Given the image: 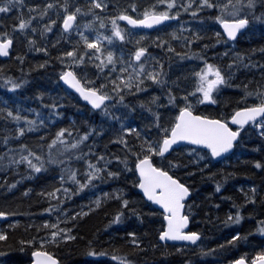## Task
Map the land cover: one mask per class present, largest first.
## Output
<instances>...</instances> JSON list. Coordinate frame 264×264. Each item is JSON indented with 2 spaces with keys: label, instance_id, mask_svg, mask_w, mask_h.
<instances>
[{
  "label": "trees",
  "instance_id": "trees-1",
  "mask_svg": "<svg viewBox=\"0 0 264 264\" xmlns=\"http://www.w3.org/2000/svg\"><path fill=\"white\" fill-rule=\"evenodd\" d=\"M59 2L63 3L64 0H59ZM73 2L85 6L88 5V0H73ZM105 2L108 4L107 10L95 9V12L102 17L113 15V9L116 8L117 4L123 7L131 3L132 0H105ZM150 2L151 0H136V3L141 5ZM47 3H49V0H24L22 5L13 6L7 12H0V32L11 30V26L18 23V19L16 18L21 13H23L25 18L31 15V13L28 12V6L30 4L43 5ZM141 10L142 9H134L130 14H135ZM57 11L58 9L53 7L49 9V13L46 17H36L33 15L32 27H36L37 31L32 33L31 27L25 31L36 40V44L33 45L34 48L28 45L24 34L17 29L16 38L12 45L9 58L6 60L0 59V74L14 76L17 82L20 79L27 81L26 84L19 89H10L5 86L3 81H0V108L4 107L3 104L5 101H9V103L14 106L18 99L24 98V101H26L24 106L28 105L26 107H29L33 105L31 107H35L38 110L37 114L41 115L43 109H51L50 105L55 102L58 107L54 110L51 109L54 112L51 118H54V120L43 123L41 127L37 125V127L29 130L23 135V137L12 135L9 137L8 144L1 141V137L6 133L0 131V153H5L6 148H11L14 152L19 154L17 145L27 144L30 148H34L38 144V146L43 145V148H45L44 155L47 156L49 151L48 142L60 127H67L66 129L70 130L65 134L69 137V141L67 142H70L72 138H79L77 132L83 133L88 131L90 126H95L94 132L96 134L92 135L90 133L89 139L86 140L79 149L81 152L87 153L88 146L92 145L93 151L90 156L78 158L72 149H67L65 151L71 157L70 159L65 160L64 155H60L59 158L63 161L62 164L51 165L50 171L42 169L41 173H35L37 176L32 177L33 179L24 182H20L17 178L29 175L28 173L32 171L31 169H27L25 162L22 161L18 165H8L7 167L0 165V210H7L11 213L8 219L0 224V231L7 232V237L4 240H0V264H30L31 252L34 250L33 246L22 244V241L32 239L33 237L42 238L45 233L42 222L49 219L51 223H56L57 218H59L60 221L58 227L72 228V235L76 237L73 240L66 242L61 241L60 243L47 246L46 250L52 252L53 255L56 256L59 264H122V261L115 259V256L122 252L131 253L129 259L135 261L136 264H183L184 261H189V264H230L231 261H234L242 254H247L246 259H250L251 255L261 247H264V233L254 231V229L258 227L257 221H259L261 217H264V199H262V197H264V170L257 168L255 164L252 163L254 160H261L262 163H264V150H259L258 148V146L264 145V138L259 136L258 130L255 132L251 130L245 132L244 137L240 139V143L235 145L233 153L222 161H214L212 159L209 161L207 158L209 156L208 152L194 148L201 156L205 157L201 163L200 160L187 152V147L189 146L176 148L171 156H167V160L174 158L181 160L182 168L180 171H175V174L178 178H181L182 182H185L192 189L190 198L186 201L184 208L185 214L189 217V231H198L201 235L195 245L161 243L158 234L165 225L164 214L152 203L145 200L143 195L138 191V187L134 183L137 173H135L134 176L130 171L134 167V156L130 157L133 163L129 164V169L124 168L123 161H116L112 159V156H123L124 151H126H122L124 149L123 144L115 138L117 134L122 131V127H133L137 131H142L144 134L148 135L149 139L157 136L155 135L157 134L155 124H153L152 128L147 127V125L152 122V113L148 111L146 106L141 105L140 101L148 100L149 97L155 93L160 97L159 104L166 105L167 97L162 95L164 90L160 88V86H153L150 89H144L143 93L140 94L134 91L128 92L125 89H121L120 93L125 97L124 102L121 103L119 95L109 91L111 87V82L109 81L110 83L106 91H109L110 99L113 97L109 103L115 105L121 111H126L127 108L130 112V116L114 115L112 119H109L103 115L104 108L93 112L87 106L84 107V104L81 103L75 95L71 93L68 94L64 91L58 79L61 69L64 67L67 68L69 64L61 63V60L57 59V57L62 52L68 51L71 47L75 46V42L80 39L77 36L78 30L72 29L68 32L62 31L60 21L57 20V23L52 25L50 31L44 32L45 35L43 34L42 37L40 35L39 30L44 24L48 23V19L57 18ZM218 11V9L217 11L204 9L200 14L194 16L191 10H189L187 13H182L178 21L148 33L131 29V36L133 35V40L144 37L146 41L154 40L159 36L161 40L165 41L163 46L158 43L149 42V52L151 51L150 53L153 56H157V59L164 60L165 69L169 72L166 79L171 81L180 77V87L191 92L192 88L195 87L192 74L198 69L201 62L196 56L188 55L180 59L175 53L170 54L166 51L167 41L169 39L168 34L176 29L174 28L175 26L180 23L188 22L191 25L188 26V28H184L187 32H183L182 36L190 39L193 32H199L201 37L198 41L193 40L190 46L192 51L199 49L204 44H212L215 40L212 33L221 30L220 27H217L218 22L211 20L210 17L215 16ZM79 15H81L82 19L79 31H83L86 36L91 38L93 33H97V31H101L103 28L106 29V33H109V31L111 32L110 21L106 22L104 26L101 27L98 20H93L91 13L82 12ZM201 15L208 19L201 20ZM88 20H92L94 26L89 28V32L86 33L87 29L83 27V21ZM256 23L257 25L260 24L259 21ZM171 27L172 29L170 30ZM172 40L176 53L189 51V48L184 46L183 38L176 40V38L173 37ZM82 44L81 42L80 45L82 47L80 45L78 46V51L84 50L85 46ZM260 44H264V35H262V29L258 26L254 33H248L245 37L241 38L237 47H233L231 44L215 45L205 50V53L209 56V59L213 60V63L227 67V61L232 58V52L247 50L253 46L259 48ZM134 47L135 45L130 40L121 41L120 39H116L112 43L111 50L119 55L122 49L124 52V59L126 58L125 60H127L128 53L133 51ZM37 48H47V52L36 51L35 49ZM226 49H230L231 51L228 53ZM211 53H216V56L213 57ZM91 54L92 50L87 49V55L91 56ZM19 57L25 59H20ZM46 57L49 59L47 60ZM263 57L264 56H261L259 52H256L252 54L251 58L254 61H260L264 60ZM8 59H10V61H8ZM20 61L23 62V65H21ZM46 61L47 63H45ZM39 63H44V67H38L37 65ZM47 67H49L50 70ZM119 67V64H117L116 68L106 67L103 73L98 75L95 65L86 59L84 65H76L74 70L78 69V74L86 72L88 78L84 77V79L86 81L91 80L92 82L87 86H96L97 83H104L102 76H108L109 73H114L112 78H117L116 74ZM44 68L46 69L44 70ZM259 78L260 73L258 69L240 68L230 82L222 86L221 94L216 97L217 103L206 101L203 104L197 105L195 110L198 114L203 113L216 115L218 117L221 116V114L228 115L233 108L245 106L243 102L238 103V98L244 95V89L235 86L250 82V86L255 87L256 81L259 80ZM94 81H96V84ZM34 85H36V88ZM8 90L12 92L8 93ZM34 90L35 92H33ZM50 90L53 93H51ZM49 92L54 96H58V99L51 102L48 95ZM4 93L6 95H4ZM38 93H44V98L39 96ZM114 99L116 100L114 101ZM128 102H130L131 108L128 107ZM249 102H256V98H251ZM65 106L67 109L66 111L69 112H63ZM62 107H64L63 110ZM57 109L60 113L58 116L55 114ZM77 112L80 114L78 115ZM75 113L77 114L75 115ZM84 113L88 115L86 114L85 116ZM175 114V111L164 112V122L174 117ZM80 117L82 119L81 121L79 120ZM2 118L3 117L0 116V129H3V126L11 129L12 127H8L4 124V119L2 120ZM87 119L89 120L87 121ZM77 120L79 121L77 122ZM121 121H123V125ZM257 123H260V121L257 120ZM54 127L57 128L54 130ZM12 130H14V128ZM47 132L48 134H46ZM125 135L128 138L129 144L135 146L136 139L134 133H127ZM56 150L57 146L53 145L52 151L55 153ZM181 152L185 154L180 156L179 153ZM100 153H104L105 160L108 162V168L114 172H120V176L105 178L103 180L98 179L95 181V188L89 187L72 195L71 199L65 198L64 203L58 208L53 209L52 212L42 211V209L48 207L49 203H57L64 193L63 191H59L57 194H54L53 197L49 198L41 194V189L46 192L50 191L52 188L59 189L60 183L58 176L60 175L61 169L65 166H71L76 169L80 175H83L85 161L89 158L95 160ZM153 162L156 163L157 166H161L160 157H155ZM97 163L101 166L103 165V161H97ZM204 165H207V168H205ZM200 169H203V171ZM210 173L213 175H209ZM226 174H230L227 176V179H225ZM29 176L31 177L32 175ZM14 180H19L18 184L16 183L12 188H7L6 185L11 184ZM218 182L221 184L219 189L216 188ZM253 185H255L257 189L255 193V202L249 200V203L243 204L245 193L252 195L251 189ZM64 186L75 191L74 184L70 180L65 179ZM25 189H29V192L25 193ZM117 189L122 190L124 197L129 199V204L126 207L121 206L120 197H118L116 193ZM105 193L107 195H104ZM97 198L100 200L99 206H93ZM238 205H242V207L238 208ZM89 207H91V211H88ZM64 208L69 210L67 214L64 213ZM133 209L139 212L140 215L137 216L136 212L132 211ZM73 211H84L86 215L68 220L67 215H70ZM117 211L122 212L120 221H115V213ZM236 211L241 212L243 219L234 224L226 223L225 217L230 213L234 214ZM249 213L252 215H249ZM14 219L18 222L15 224L10 223V221ZM38 227L40 231H37ZM48 230L51 231V229ZM235 231H240L242 234L247 233L248 238L246 240H240L238 243H233L232 245L225 244V241L230 240L231 235H234ZM133 232L136 233V237L141 241L139 246L132 244L133 237L130 236L129 233ZM89 241L93 242V246L97 252L101 253L100 255L92 256L87 254L86 250L89 247ZM34 243L38 246V239L34 240ZM153 245H155V247H153ZM220 245H223V247H218ZM112 249H116V251L114 252ZM177 249H179V251H177ZM202 250H204L205 254H201ZM207 250L211 251L209 252ZM162 253L164 254L162 255Z\"/></svg>",
  "mask_w": 264,
  "mask_h": 264
},
{
  "label": "snow or ice",
  "instance_id": "snow-or-ice-1",
  "mask_svg": "<svg viewBox=\"0 0 264 264\" xmlns=\"http://www.w3.org/2000/svg\"><path fill=\"white\" fill-rule=\"evenodd\" d=\"M24 3V0H0V12H7L13 6H19ZM56 7L57 18L48 19V23L44 24L40 29V35L44 32L50 31L52 25L60 21L62 31L71 30L73 28H80V16L82 12L91 13L93 20H98L100 26L103 27L108 21L111 23L112 35L105 36L103 32L97 31L95 38L86 36L83 31L79 32V40L75 42V46L71 47L68 51L62 52L57 59L61 60V63H68L67 68H62L58 79L65 81L71 85L72 88L79 92L80 96L84 100L90 102L93 108L105 109V113L111 115L107 109L106 101L109 100V91L119 95L120 102H124V95L120 94L121 89H125L128 92L143 93L144 89H150L153 86H160L164 91L163 96L167 97V104L160 105V97L153 93L148 100L140 101V104L146 106L148 111L152 113V122L147 127L152 128L155 124V130L157 136L149 139L148 135L142 131H137L133 127H122V131L115 137L124 146V154L113 155L112 159L116 161H123L124 168L129 169V164L133 163L130 158L134 156V167L130 170L135 176L134 183L139 189L143 190V195L150 201H154L163 207L164 220L166 224L162 230L159 231V240H173V241H191L198 242L200 232L198 231H186L185 225L189 222L188 215L184 214V202L185 198L189 196L192 191L191 187L185 182H182L181 178L175 174V171H180L182 168L180 159L167 160V156H171L172 152L176 148H183L179 142L190 141L194 145L206 146L207 150H210V156L207 158L211 161L212 157H221L222 153H227L230 149L234 148V144L240 143V139L244 137L245 132L257 131L259 136L264 138V60L254 61L251 57L253 53L259 52L261 56H264V44H260L259 48L253 46L247 50H241L232 52V58L228 59L227 67L221 64L213 63L212 59L205 53V50L212 48L215 45H229L233 47L238 46V42L241 38L245 37L248 33H254L259 26L262 29V35H264V0H151L150 3L141 5L136 3V0H132L131 3L121 7L119 4L113 9L114 14L109 17L99 16L95 9L107 10L108 4L105 0H88V5H81L80 3H74L72 0H64L60 3L59 0H49V3L43 5L30 4L28 10L31 15L24 17L21 13L16 19L18 23L11 26V30H5L0 32V54L7 55L11 46L14 44L16 38V30L19 29L24 34L29 46L35 45L36 40L32 35H28L25 31L31 27V32L37 31L36 27H32V17H46L49 13V9ZM134 9H142L135 14H130ZM208 9L211 11H217L215 16L210 17L211 20L217 21V27L222 26V31H214L212 35L215 40L212 44H204L199 49L192 51L190 46L193 40L201 39L199 32H193L191 38L183 37L184 31L183 25L180 28L171 31L169 39L167 41V49L170 54L175 55L183 59L188 55L198 57L201 62L198 69L192 74L195 81V87L191 92L180 87V77L175 80H168L169 72L165 69L164 60L157 59L148 51V43H158L161 46L165 41L161 40L157 36L154 40L146 41L144 37H139L135 40L132 39L131 29L122 28L118 21H127L128 25H163L165 21H172L173 18L180 17L182 13H187L191 10L195 16L200 14L202 10ZM201 20L208 19L200 16ZM257 21L260 22L257 25ZM93 21H83L84 28H92ZM113 37H118L121 41H131L135 47L134 50L128 53V59H124V52L121 49L119 55L111 50L110 47H105L102 41L113 40ZM180 40L183 38L184 46L189 48L188 52L176 53L173 45L172 38ZM83 43L84 50L78 51V46ZM87 49L92 50L91 56L87 55ZM36 51L47 52V48L35 49ZM231 51L226 49V52ZM213 57L216 53H211ZM23 59V57H19ZM70 58V59H69ZM94 64L97 69V74L103 73L106 67L116 68L117 64L120 65L117 71V78H112L113 73H109L108 76H102L104 83H97L96 86H85L91 84V81H86L84 77L86 72L79 73V70H74L76 65H84L85 60ZM170 60V57H169ZM47 63V61L45 62ZM38 67H44V63L38 64ZM240 68H255L259 70L260 78L256 81L255 87L250 86V82L243 83L236 87H242L244 89V95L238 98V103L243 102L245 106H237L232 109L228 115L216 116L203 113H197L196 106L203 104L204 102L217 103L216 97L221 94L222 86L228 84L232 77L236 74ZM0 81L5 83V86L10 89H19L26 80L20 79L18 82L16 78L11 75L0 74ZM109 81L111 82V88L106 91ZM43 97L44 93H38ZM255 97L256 102H249L251 98ZM7 105V101L4 102ZM155 106V107H154ZM58 105L53 102L50 105L51 109H56ZM131 108V105H128ZM159 109V110H156ZM28 111H38L35 109H28ZM175 111L174 117H171L164 122V112ZM57 116L60 113H55ZM0 116L6 121H16L17 126L14 130L0 129L7 133L3 140L6 144L9 143V136L15 135L17 137H23L29 130L43 125V121H38L37 118H30L26 115H21L20 106L17 105L15 110L12 107L0 108ZM259 118L260 123H257ZM24 121V126H19L20 121ZM229 121L233 122V126L229 125ZM249 122H252L251 125ZM123 125V121H121ZM95 126H90L88 131L83 133H77V138H72L69 141V137L65 135L70 131L66 128H59L55 135L48 142V154L43 155L42 152L33 151L27 144L17 145L19 154L14 152L11 148H6L5 153H0V165L7 167L8 165H18L20 162H25L28 169L32 171L29 175L41 172L42 169H48L50 165L62 164L63 161L59 158L60 155H64V159L68 160L71 157L65 150L72 149L78 158L84 156H90L93 151V146H88V152L83 153L79 149L83 146V143L89 139L90 133L95 135ZM134 133L136 139V145L129 144L128 138L125 134ZM59 142V143H58ZM56 145L57 150L54 153L52 146ZM43 145H39L38 148H42ZM259 150H264V145L258 146ZM187 152L191 153L193 157H196L202 163L205 157L201 156L194 148L187 147ZM185 153H179L183 156ZM160 157L161 166H157L154 163V158ZM97 161H103V165L97 163ZM166 161V164H165ZM252 163L257 168L264 170V163L261 160H254ZM207 168V165H204ZM203 171V169H200ZM120 172H114L108 168V162L105 160L104 153H100L95 160L91 158L85 161V167L83 175L77 172L76 169L71 166H65L61 169L58 180L60 188H52L50 191H44L41 189V194L46 197H53L59 191H63L64 195L60 197L57 203H49L47 208L42 209L44 212H52L53 209L58 208L64 203L65 198L71 199L72 195H75L82 190L94 187L96 180H103L105 178H114L120 176ZM213 175V174H209ZM230 174L225 175V179ZM79 176V178H78ZM6 179V178H5ZM17 179H20L18 177ZM65 179L73 182L75 191L71 188L64 186ZM14 180L11 184H7V188H12L16 184ZM221 184L218 182L216 188L219 189ZM25 193L29 192V189L24 190ZM256 186L253 185L251 189L252 195L245 193V199L243 204L249 203V200L255 202L256 200ZM117 196L120 197L121 206L126 207L129 204V199L124 197L123 191L116 190ZM104 195H107L106 193ZM264 199V197H262ZM100 200L96 199L93 206H99ZM242 207V205L237 206ZM64 213H68V209L64 208ZM88 211H91L89 207ZM136 212V210H132ZM190 211V208H189ZM11 215L7 210H0V217H6ZM86 215V212L80 211L71 212L67 215L68 220L78 218L79 216ZM139 216L140 213L136 212ZM249 215H252L249 213ZM122 212L117 211L115 213V221H120ZM243 216L240 211H236L234 214L230 213L225 217V222L229 224L238 223ZM14 224L17 222H13ZM60 221L57 218L56 223H51L49 220H44L42 225L45 227V233L42 238L33 237L32 239L22 241V244L32 245L33 251L31 252L32 264H59L56 256L52 252L47 251V246L50 244H57L61 241L73 240L76 237L72 235V228L64 227L59 228ZM258 227L254 231L264 233V217H261L257 221ZM48 229H51L49 231ZM40 231V228H37ZM133 237L132 244L139 246L141 241L136 237V233H129ZM7 237L6 231H0V240H4ZM248 234H242L240 231H235L234 235H231L230 240H226L225 244L232 245L238 243L240 240H246ZM38 239V246L34 243V240ZM155 247V245H153ZM218 247H223L220 245ZM116 251V249H112ZM179 251V249H177ZM211 251V250H207ZM88 255L96 256L101 253L97 252L93 246V242L89 241V247L86 250ZM164 253H162L163 255ZM201 254H205L202 250ZM131 253L122 252L115 256L116 260L122 261V264H136L135 261L129 259ZM247 254L240 255L230 264H264V247H261L250 259H246ZM183 264H189V261H184Z\"/></svg>",
  "mask_w": 264,
  "mask_h": 264
},
{
  "label": "rangeland",
  "instance_id": "rangeland-1",
  "mask_svg": "<svg viewBox=\"0 0 264 264\" xmlns=\"http://www.w3.org/2000/svg\"><path fill=\"white\" fill-rule=\"evenodd\" d=\"M72 2H73V0H72ZM80 16V20H79V23H80V25H81V22H82V19H81V15H79ZM119 23H120V26L122 27V28H129V27H127L126 25H124L123 23H121V20L120 21H118ZM181 25H183V29L184 28H188V26H190L191 24H189L188 22H184V23H180L179 25H177V26H175L174 28H176V29H178V28H180V26ZM73 29H77V28H73ZM87 30H86V33H88L89 32V28H86ZM110 29V28H109ZM130 29V28H129ZM78 30V34H77V36L79 37V29H77ZM66 32V31H65ZM101 32H103L104 33V35L105 36H107V35H112V31L110 32L109 31V33H106V29L105 28H103V30H101ZM184 33H186L187 31H183ZM96 34L97 33H93L92 34V36H91V38H95V36H96ZM119 40V38L118 37H113V40L111 41V42H109V41H102L103 42V44L105 45V47L107 48V47H110V48H112V43L114 42V40ZM105 42V43H104ZM86 77V76H85ZM88 84H86L85 86H87ZM9 92H11L10 90H8V93ZM17 92V91H16ZM50 92H51V90H50ZM48 93V95H49V99H50V101L51 102H53V101H55V100H57L58 98V96H54V95H52L51 93ZM26 101H24V98H22V99H18V101L16 102V105H14V106H12L10 103H9V101H7V107H12L14 110H15V107L19 104V106H20V109H21V112L24 114V115H26L27 116V114H28V116L30 117V118H37V120L38 121H43V123H45V122H51V121H53L54 120V118H51L52 117V115H54V112H53V110H51V109H43V112H42V114L41 115H38L37 114V111H28V109H35V110H37L35 107H31V106H29V107H25L24 106V103H25ZM23 103V104H22ZM5 104H3V106H4ZM6 106H4V107H6ZM107 109H108V111L111 113V115H108V114H106L105 113V110H104V112H103V115L105 116V117H107V118H109V119H112V117L114 116V115H117V116H119V115H123V116H126V117H129L130 116V112L126 109V111H121V110H119L115 105H113V104H107ZM171 112H174V111H171ZM21 113V115H23ZM26 113V114H25ZM2 120H3V118H2ZM4 121V124L6 125V126H8V127H12L11 129H9V128H6L5 126H3L2 128L3 129H9V130H12L13 128H15L16 126H17V123H16V121H13V120H8V121H6L5 122V120H3ZM39 123H37V125H38ZM19 126H24V121H20L19 122ZM7 134V133H6ZM5 134V135H6ZM5 135H3L1 138H2V140L1 141H4L3 140V137L5 136ZM12 136V135H11ZM11 136H9V137H11ZM35 148V149H34ZM32 150L34 151H38V152H42L43 153V155L45 154V151H44V148L42 149V148H39L38 149V146H36V147H34ZM36 149H38V150H36ZM51 170V165L49 166V168H48V170L46 169V171H50ZM39 173V172H38ZM36 176V174H33L32 175V177H35ZM28 177V178H27ZM32 177H30L29 175H26V176H24V177H22V178H20L19 180H20V182H24V181H26L27 179L29 180V179H33ZM18 182L19 181H17L16 183L18 184ZM17 222V220H13V221H10V223H13V222ZM1 224V223H0Z\"/></svg>",
  "mask_w": 264,
  "mask_h": 264
},
{
  "label": "bare ground",
  "instance_id": "bare-ground-1",
  "mask_svg": "<svg viewBox=\"0 0 264 264\" xmlns=\"http://www.w3.org/2000/svg\"><path fill=\"white\" fill-rule=\"evenodd\" d=\"M29 12V11H28ZM56 12V11H55ZM27 15V14H26ZM4 17V16H3ZM34 18V17H33ZM178 19H179V17H176V18H173V20L172 21H169V22H167V23H165V24H163L164 26L165 25H167V24H171V23H174V22H176V21H178ZM35 21V20H34ZM121 22H122V20H121ZM123 23V22H122ZM1 24V23H0ZM124 25H126L127 27H129L130 29H133V30H138V31H142V32H144V33H148V32H151V31H154L155 29H157V28H160V27H163V26H157V27H155V28H153V29H151V30H146V31H144V30H140L139 28H132V27H130V26H128L127 24H125V23H123ZM10 25V24H9ZM216 28V27H215ZM172 29V27L170 28V30ZM72 30V29H71ZM216 30V29H215ZM40 31V30H39ZM68 31H70V30H67L66 32H68ZM95 31V30H94ZM169 31V30H168ZM222 31V30H221ZM38 34V33H37ZM133 34V33H132ZM45 35V34H44ZM53 35V34H52ZM56 35H57V33H56ZM61 36V35H60ZM133 36V35H132ZM21 37V36H20ZM42 37V36H41ZM22 38H23V36H22ZM55 39V38H54ZM58 39H59V36H58ZM56 42V41H55ZM61 42V41H60ZM16 43V42H15ZM62 43V42H61ZM105 43V42H104ZM121 43V42H120ZM64 44V43H63ZM115 44V43H114ZM19 45H20V43H19ZM83 45V44H82ZM24 46V45H23ZM81 46V45H80ZM20 47V46H19ZM25 47V46H24ZM24 47H23V49H24ZM27 47V46H26ZM31 47H33V45L31 46ZM67 47V46H66ZM82 47V46H81ZM20 48H22V47H20ZM30 48V47H29ZM34 48V47H33ZM49 48V47H48ZM22 49V50H23ZM50 49V48H49ZM64 49H66V48H64ZM63 49V50H64ZM11 50H12V46H11V48H10V50H9V53L7 54V55H3L2 57H0V59H2V60H6L7 58H9V55H10V53H11ZM16 50H18V49H16ZM20 50V49H19ZM156 50V49H155ZM29 51V50H28ZM58 51V50H57ZM117 51V50H116ZM149 51V50H148ZM25 52V51H24ZM24 52H23V54H24ZM151 52V51H150ZM155 52H157V51H155ZM229 53V52H228ZM20 55H22V54H20ZM19 55V56H20ZM37 55V54H36ZM38 55H39V52H38ZM58 55V54H57ZM229 55V54H228ZM18 56V55H17ZM54 56H55V54H54ZM54 56H53V58H54ZM60 56V55H59ZM155 56V55H154ZM49 57V56H48ZM48 57H46L47 58V60L50 58H48ZM56 57V56H55ZM155 57H157V56H155ZM34 58V57H33ZM159 58H161V57H159ZM258 58H260V57H258ZM264 58V57H263ZM23 59H25V58H23ZM126 59V58H125ZM16 60V59H15ZM41 60V59H40ZM43 60H44V58H43ZM52 60V59H51ZM8 61H10V59H8ZM22 61V60H21ZM20 61V63H21V65H23V62H21ZM31 61V60H30ZM33 61V60H32ZM45 61V60H44ZM28 62H29V60H28ZM35 62V61H34ZM5 63H7V62H5ZM32 63V62H31ZM53 63V62H52ZM193 63V62H192ZM15 64V63H14ZM17 64V63H16ZM30 64V63H29ZM40 64V63H39ZM57 64V63H56ZM195 64V63H194ZM6 65H8V64H6ZM32 65H35V64H32ZM31 65V66H32ZM55 65V64H54ZM53 65V66H54ZM193 65V64H192ZM8 66H10V65H8ZM30 66V67H31ZM58 66H60V65H58ZM66 66V65H65ZM36 67V66H35ZM56 67H57V65H56ZM33 68H34V66H33ZM49 70H50V68L49 67H47ZM65 68V67H64ZM108 68V67H107ZM190 68V67H189ZM46 68H44V70H45ZM56 69V68H55ZM3 70V69H2ZM22 70V69H21ZM43 70V69H42ZM1 71V70H0ZM36 71V70H35ZM37 71H38V69H37ZM40 71V70H39ZM93 71V70H92ZM193 71V70H192ZM247 71V70H246ZM95 72V71H94ZM36 73V72H35ZM108 73V72H107ZM188 73V72H187ZM114 74V73H113ZM9 75V74H8ZM94 75V74H93ZM95 76V75H94ZM114 76V75H113ZM14 77V76H13ZM27 77V76H26ZM53 77V76H52ZM51 77V78H52ZM87 77V76H86ZM55 78V77H54ZM88 78V77H87ZM86 78V79H87ZM251 78H253V77H251ZM250 78V79H251ZM37 79V78H36ZM47 79V78H46ZM97 79V78H96ZM95 79V80H96ZM100 79V78H99ZM235 79V78H234ZM103 80V79H102ZM255 80V79H254ZM91 81V80H90ZM99 81V80H98ZM245 81V80H244ZM251 81V80H250ZM44 82V81H43ZM45 82H46V80H45ZM95 82V84H96V81H94ZM102 82V81H101ZM59 83H60V85H61V87L62 88H64V91L66 92V93H68V94H73V95H75L80 101H81V103H83L84 104V107L85 106H87L90 110H92L93 112L94 111H99V110H101V109H96V108H93L92 107V105H89L88 103H86V102H84L83 100H81V98L77 95V94H75V93H73V92H71L72 90H70V87L68 86V85H65L64 83H62V81H61V79H59ZM110 83V82H109ZM241 83V82H240ZM247 83V82H246ZM252 83V82H251ZM31 84V83H30ZM42 84V83H41ZM46 84V83H45ZM111 84V83H110ZM32 85V84H31ZM43 85V84H42ZM227 85V84H226ZM35 86V88H36V85H34ZM109 86V85H108ZM111 86V85H110ZM43 87H44V85H43ZM53 87V86H52ZM232 87H234V86H232ZM236 87V86H235ZM39 88V87H38ZM111 88V87H110ZM58 89V88H57ZM4 90V89H3ZM24 90V89H23ZM28 90V89H27ZM11 91V90H10ZM25 91V90H24ZM39 91H41V90H39ZM2 92V91H1ZM12 92V91H11ZM16 92V91H15ZM33 92H35V90L33 91ZM36 92H38V91H36ZM123 92V91H122ZM32 93V92H31ZM53 93V92H52ZM1 94V93H0ZM22 94V93H21ZM121 94V93H120ZM4 95H6L5 93H4ZM10 95V94H9ZM18 96H19V94H18ZM22 96V95H21ZM114 96V95H113ZM9 97V96H8ZM23 97V96H22ZM30 97V96H29ZM32 97V96H31ZM42 98H44V97H42ZM58 98V97H57ZM64 98V97H63ZM113 98V97H112ZM111 98V99H112ZM116 98V97H115ZM60 99V98H59ZM65 99H66V97H65ZM77 99V100H78ZM111 99L109 98V100L108 101H106L105 102V104H108L110 101H111ZM235 99V98H234ZM16 100V99H15ZM14 100V101H15ZM25 100V99H24ZM63 100V99H62ZM116 99H114V101H115ZM219 100V99H218ZM225 100V99H224ZM223 100V101H224ZM11 101V100H10ZM33 101H34V99H33ZM52 101V100H51ZM113 101V100H112ZM73 102V101H72ZM227 102V101H226ZM33 103V102H32ZM39 103V102H38ZM48 103V102H47ZM69 103H70V101H69ZM74 103V102H73ZM77 103V102H76ZM130 102H128V104H129ZM14 104V103H13ZM23 104V103H22ZM33 104H35V103H33ZM19 105V104H18ZM61 105V104H60ZM63 105V104H62ZM69 105V104H68ZM67 105V106H68ZM80 105V104H79ZM78 105V106H79ZM130 105V104H129ZM4 106H6V105H4ZM26 106H28V105H26ZM25 106V107H26ZM31 106H33V105H31ZM10 107V106H9ZM63 108L64 107H62V110H63ZM75 108H76V106H75ZM108 108V107H107ZM70 109V108H69ZM68 109V110H69ZM127 109V108H126ZM136 109V108H135ZM67 109H66V106H65V110H63V112L64 111H66ZM88 110V109H87ZM57 111H58V109H57ZM132 111V110H131ZM59 112V111H58ZM66 112H69V111H66ZM88 112V111H87ZM22 113V112H21ZM24 113V112H23ZM22 113V114H23ZM78 113V112H77ZM77 113H75V115L77 114ZM26 114V113H25ZM80 113H78V115H79ZM85 114V116H86V114L87 113H84ZM95 114V113H94ZM130 114V113H129ZM24 115V114H23ZM74 115V114H73ZM82 115V114H81ZM88 115V114H87ZM92 115H93V113H92ZM91 115V116H92ZM142 115V114H141ZM171 115V114H170ZM27 116H28V114H27ZM53 116V115H52ZM62 116H64V115H62ZM83 116V115H82ZM75 117V116H74ZM165 117V116H164ZM89 118V117H88ZM59 119V118H58ZM74 119V118H73ZM86 119V118H85ZM76 120V119H75ZM80 121L82 120L81 119V117H80V119H79ZM79 120H77V122L79 121ZM89 119H87V121H88ZM257 120H259V118L257 119ZM56 121V120H55ZM59 121V120H58ZM68 121V120H67ZM70 121V120H69ZM86 122V121H85ZM55 123V122H54ZM57 123V122H56ZM67 123V122H66ZM89 123V122H88ZM95 123V122H94ZM252 123V122H251ZM251 123H250V125H251ZM58 124V123H57ZM72 124V123H71ZM47 125H48V123H47ZM66 125H68V124H66ZM41 127V125H39L38 124V127ZM43 126V125H42ZM57 126H59V125H57ZM65 126V125H64ZM47 127V126H46ZM63 127V126H62ZM57 128V127H56ZM55 127H54V130L56 129ZM61 128V127H60ZM67 128V127H66ZM77 128V127H76ZM49 131H51V130H49ZM37 132V131H36ZM40 132H41V130H40ZM82 132V131H81ZM44 133V132H43ZM78 133V132H77ZM39 134V133H38ZM42 134V133H41ZM46 134H48V132L46 133ZM66 134V133H65ZM45 135V134H44ZM73 135V134H72ZM78 135V134H77ZM155 135H157V134H155ZM76 138V137H75ZM37 146H38V144H37ZM33 148V147H32ZM35 149V148H34ZM39 149V148H38ZM38 149H36V150H38ZM43 149V148H42ZM45 149V148H44ZM40 150V149H39ZM35 151V150H34ZM45 151V150H44ZM41 152V151H40ZM28 169V168H27ZM48 170V169H47ZM42 172V171H41ZM40 172V173H41ZM46 174V173H45ZM37 176V175H36ZM137 176H138V173H137ZM32 177V176H31ZM28 178V177H27ZM28 180V179H27ZM19 181V180H18ZM95 188V187H94ZM91 189V188H90ZM138 191H139V189H138ZM142 195H143V193L141 192V191H139ZM191 194V193H190ZM91 195V194H90ZM92 196V195H91ZM94 197V196H93ZM143 197L145 198V196L143 195ZM189 198H190V196H189ZM188 198V199H189ZM145 200H147L146 198H145ZM148 202H150V203H152L153 204V202L152 201H150V200H147ZM155 207H157L158 209H160L159 208V206H157V205H155V204H153ZM185 208V207H184ZM162 212H163V210L162 209H160ZM164 214V213H163ZM184 214H185V211H184ZM186 215V214H185ZM8 219V216H6V217H0V223H2V222H5L6 220ZM49 220V219H48ZM13 221V220H12ZM39 221V220H38ZM18 222V221H17ZM190 223V222H189ZM45 228V227H44ZM43 228V229H44ZM186 231H189V228L188 229H186ZM160 241V240H159ZM170 244H174V243H170ZM177 245V244H176ZM179 245H181V244H179ZM174 247V246H173ZM53 254V253H52ZM31 258V263L30 264H32V257H30ZM58 260V259H57ZM71 264V263H70Z\"/></svg>",
  "mask_w": 264,
  "mask_h": 264
},
{
  "label": "water",
  "instance_id": "water-1",
  "mask_svg": "<svg viewBox=\"0 0 264 264\" xmlns=\"http://www.w3.org/2000/svg\"><path fill=\"white\" fill-rule=\"evenodd\" d=\"M122 22L128 25L127 21H123V20H122ZM167 22H169V21H165V22H163V24H165V23H167ZM128 26H130V27H132V28H136V29L139 28L140 30H144V31H146V30H151V29H153V28H155V27H157V26H160V25H153V26H147V25L132 26V25H128ZM220 28H221V30H222V26H221ZM3 55H4V54H0V57H2ZM61 81H62V83H64L65 85H68V86L70 87V90H72L71 92L77 94V95L81 98V100H83L84 102H86V103H88L89 105H91L90 102L84 100V98H83L82 96H80L79 92H77L76 89L72 88L71 85L67 84L65 81H63V80H61ZM250 123H251V122H249V124H250ZM229 125H230V126H233V122L229 121ZM179 143H180L181 145H189V146H194V147H198V148H202V149H204V150H207V149H206V146H203V145H194V144H192V142H190V141H181V142H179ZM234 147H235V144H234ZM233 150H234V148H233V149H230L227 153H222V154H221V157H212V158H213L215 161L222 160L223 158H225V157H227L228 155H230V154L232 153ZM207 151H208L209 154H210V150H207ZM138 189H139V188H138ZM139 191H141V192L143 193V190H142V189H139ZM189 196H190V193H189ZM189 196L185 198V201L188 200ZM145 198L148 200V198H147L146 196H145ZM152 202H153V204L159 206V208L163 210V207H162L161 205L157 204V203L154 202V201H152ZM184 203H185V202H184ZM165 222H166V221H165ZM165 224H166V223H165ZM188 228H189V222H188L187 225H185V230L188 229ZM160 242L163 243V244L174 243V244H177V245H179V244H188V245H192V244L197 243V242H191V241H173V240H170V239H169V240H164V241H161V240H160Z\"/></svg>",
  "mask_w": 264,
  "mask_h": 264
}]
</instances>
